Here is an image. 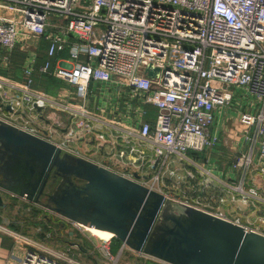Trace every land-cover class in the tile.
<instances>
[{"label": "built area", "instance_id": "obj_1", "mask_svg": "<svg viewBox=\"0 0 264 264\" xmlns=\"http://www.w3.org/2000/svg\"><path fill=\"white\" fill-rule=\"evenodd\" d=\"M17 48L20 79L0 76V121L264 236L252 175L264 177V0H0L3 67ZM36 75L68 85L69 102L35 89ZM226 113L240 127L224 169L204 153L226 143L216 122ZM18 264L81 263L67 249L26 250Z\"/></svg>", "mask_w": 264, "mask_h": 264}, {"label": "water", "instance_id": "obj_2", "mask_svg": "<svg viewBox=\"0 0 264 264\" xmlns=\"http://www.w3.org/2000/svg\"><path fill=\"white\" fill-rule=\"evenodd\" d=\"M146 72L153 79L159 70L148 66ZM53 182L57 185L49 190ZM0 192L112 233L129 250L165 264H264V236L173 203L3 121Z\"/></svg>", "mask_w": 264, "mask_h": 264}, {"label": "rangeland", "instance_id": "obj_3", "mask_svg": "<svg viewBox=\"0 0 264 264\" xmlns=\"http://www.w3.org/2000/svg\"><path fill=\"white\" fill-rule=\"evenodd\" d=\"M38 83L40 82H37V85ZM39 87L43 91H46V88L42 85ZM53 89L54 87L52 89L50 88L49 91H53ZM233 112L235 113V111ZM234 113L229 118L227 113L220 115V123L222 122L224 126L222 138L223 140L225 139L224 141L226 143L225 145L216 149V152L213 153L216 154L218 152L217 155L219 158L217 155H213V157H211L212 159L214 158V160H218L219 163L217 164L224 169H226L237 153V149L235 147L237 144L236 137L239 134V131L237 130L239 125ZM53 116L56 115L53 114ZM53 119V123H55L57 118L54 117ZM202 155L203 153L199 154L198 157L202 158ZM252 175L254 177V185H256L258 192L264 195V188L262 187L264 183V177H262L257 171H254ZM50 183L51 181L49 184ZM56 185L57 183L53 182L51 186L48 185V189L52 190ZM177 194L178 193H175L173 198H176L175 195ZM6 207L7 208L3 214L4 219L2 221V223L7 225L6 229H21L23 235H29L30 237H32V234L35 233V235L43 237L44 241H42V243H44L47 248L53 251H62V249H68L66 244L71 243L78 244V248L88 247L89 254L80 258L84 264H110L107 258H104L106 249L111 253V255L114 256H116L119 251L118 245L114 241V237L109 240L108 244L103 246V244H101L102 240L92 236L84 229L85 227H74L68 224L64 218L60 217L56 213L44 209L39 205L14 203L13 205ZM240 215L242 217L243 223H245L248 220L247 212L243 210ZM2 230L5 229L2 228ZM126 249L127 250L124 251V254L119 256L117 264H164L163 262L155 259H142V262L140 263L139 260H134V252L128 248Z\"/></svg>", "mask_w": 264, "mask_h": 264}, {"label": "crops", "instance_id": "obj_4", "mask_svg": "<svg viewBox=\"0 0 264 264\" xmlns=\"http://www.w3.org/2000/svg\"><path fill=\"white\" fill-rule=\"evenodd\" d=\"M41 48H44L45 44L44 43H40ZM42 52V51H41ZM2 55H4V53H2ZM9 56V62L6 66L3 67V65L1 64L0 61V76L5 77V78H9L15 81H18L20 79V64L24 58L23 53H21L20 49H16L14 50ZM44 58V55L41 53L39 55V63H41L42 59ZM37 82L38 83L37 85ZM42 85L43 87L46 88V91H43L39 86ZM53 91H49V89L53 88ZM34 88L37 90H41V92H43L44 94L50 96V97H58V96H62L65 101L69 102V99H66V97H68L71 93H72V89L70 87H68V85H66L63 81L55 79L54 77H49V76H40V75H36L35 76V81H34ZM48 89V91H47ZM52 119L55 117L56 119V123L59 125H63L64 123H66L67 118L64 116H51ZM220 116L217 115V125H219L222 129V132L224 130V126L222 124V122L220 123ZM229 118V115H228ZM54 120V119H53ZM240 126L237 127V130L239 129ZM237 139V143H238V138ZM225 145L224 142L221 141V143L218 145V147L216 149H218L219 147ZM237 145V144H236ZM238 147V146H237ZM237 147H235L237 149ZM86 149H90L88 148V146H86ZM216 149L214 150H210L207 151L205 154V157H208L210 160L212 161H216L217 163H219L218 160H214V158L212 159L211 157H213V155H217L218 152L216 154H213L214 152H216ZM203 156V155H202ZM218 157V155H217ZM219 158V157H218ZM88 159H90V161H92L93 163H97V164H105L104 160H101L99 158H93L90 154L88 156ZM264 181V180H263ZM262 187L264 188V183L262 185ZM3 203H4V207L0 209V264H18L20 259L22 258L24 252L26 250H31L37 253H47V254H51V255H57L60 254L61 252L66 251L67 249H62V251H53L49 248L46 247V245L44 243H42V241H44L43 237L41 236H37L35 235V233L32 234V237H30L29 235H23L21 229L18 230L17 228L14 230H11L10 228H7V225L2 223L4 217V211L7 208L6 206H10L13 205L14 203L17 204H30L27 201L17 198V197H13L8 193H4V192H0ZM64 220V219H63ZM65 221L70 224L68 222V220L65 219ZM5 229V230H2ZM70 253H72L75 257L76 260H78V262H80L81 264H84L79 257V251L74 250V245H78L76 243L74 244H66ZM72 245V246H71ZM82 246V243H81ZM84 252H89L88 247L84 248L81 247ZM119 251L117 254L120 253V256L124 254V251L127 250L125 248H123L122 243L118 246ZM133 252V251H132ZM134 257H135V261H138L141 263L143 257H141L139 255V253L134 252Z\"/></svg>", "mask_w": 264, "mask_h": 264}, {"label": "bare ground", "instance_id": "obj_5", "mask_svg": "<svg viewBox=\"0 0 264 264\" xmlns=\"http://www.w3.org/2000/svg\"><path fill=\"white\" fill-rule=\"evenodd\" d=\"M84 229L87 232H89L92 236H94V237H96L102 241H105V242H108L109 240H111L113 238V234L106 232V231H100V230H96V229L88 228V227H85Z\"/></svg>", "mask_w": 264, "mask_h": 264}, {"label": "trees", "instance_id": "obj_6", "mask_svg": "<svg viewBox=\"0 0 264 264\" xmlns=\"http://www.w3.org/2000/svg\"><path fill=\"white\" fill-rule=\"evenodd\" d=\"M114 241L116 242V244L119 246L121 244L120 241H118L117 239H114Z\"/></svg>", "mask_w": 264, "mask_h": 264}]
</instances>
